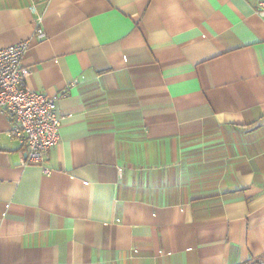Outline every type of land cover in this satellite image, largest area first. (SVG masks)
<instances>
[{"label": "crops", "instance_id": "crops-1", "mask_svg": "<svg viewBox=\"0 0 264 264\" xmlns=\"http://www.w3.org/2000/svg\"><path fill=\"white\" fill-rule=\"evenodd\" d=\"M260 1L0 0V47L30 39L27 85L64 93L41 164L0 111V264L264 253Z\"/></svg>", "mask_w": 264, "mask_h": 264}, {"label": "built area", "instance_id": "built-area-1", "mask_svg": "<svg viewBox=\"0 0 264 264\" xmlns=\"http://www.w3.org/2000/svg\"><path fill=\"white\" fill-rule=\"evenodd\" d=\"M260 2L258 12L264 17V4ZM33 37L42 40L45 33L37 28ZM29 45L30 39H21L0 47V111L9 120L8 135L20 145L22 165L41 164L56 143L61 117L55 101L64 95H51L27 85L31 67L23 63V56ZM236 264H264V253Z\"/></svg>", "mask_w": 264, "mask_h": 264}]
</instances>
